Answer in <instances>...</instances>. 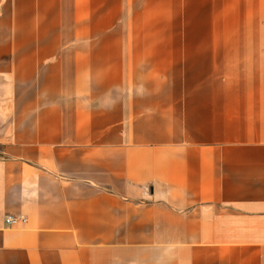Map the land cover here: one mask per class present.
I'll list each match as a JSON object with an SVG mask.
<instances>
[{
	"label": "crops",
	"instance_id": "1",
	"mask_svg": "<svg viewBox=\"0 0 264 264\" xmlns=\"http://www.w3.org/2000/svg\"><path fill=\"white\" fill-rule=\"evenodd\" d=\"M218 5L0 0V264H264V47L142 44Z\"/></svg>",
	"mask_w": 264,
	"mask_h": 264
},
{
	"label": "rangeland",
	"instance_id": "2",
	"mask_svg": "<svg viewBox=\"0 0 264 264\" xmlns=\"http://www.w3.org/2000/svg\"><path fill=\"white\" fill-rule=\"evenodd\" d=\"M230 1L233 3L238 1V5L185 7V10L190 12L189 14L182 12V16L187 21V28L190 29L185 33L190 36L175 38L144 36L143 46H234L239 47L240 51L246 46L264 47V1ZM251 1L254 4H250ZM260 55L262 56V53ZM144 57L149 58L150 54H144ZM144 61L147 62L148 59Z\"/></svg>",
	"mask_w": 264,
	"mask_h": 264
},
{
	"label": "built area",
	"instance_id": "3",
	"mask_svg": "<svg viewBox=\"0 0 264 264\" xmlns=\"http://www.w3.org/2000/svg\"><path fill=\"white\" fill-rule=\"evenodd\" d=\"M25 222H26V220L24 218H16V217H12V216H9L6 218V224L8 226L18 225V224H22Z\"/></svg>",
	"mask_w": 264,
	"mask_h": 264
}]
</instances>
